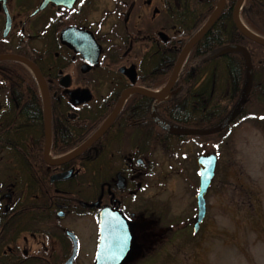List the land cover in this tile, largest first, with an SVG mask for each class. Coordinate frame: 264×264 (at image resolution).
I'll use <instances>...</instances> for the list:
<instances>
[{
  "label": "flooded vegetation",
  "instance_id": "af4514ba",
  "mask_svg": "<svg viewBox=\"0 0 264 264\" xmlns=\"http://www.w3.org/2000/svg\"><path fill=\"white\" fill-rule=\"evenodd\" d=\"M218 1L193 0L213 7ZM237 1L225 0L218 17L228 12L223 19L231 25L217 19L183 52L206 20L191 32L187 0L182 15L178 0H0V264H64L77 221L94 216L97 225L102 208L129 222L128 260L137 242L167 246L172 231L201 239L202 223L193 233L196 204L184 223L173 219L169 199L146 197L173 176L188 183L182 168L190 143L230 150V136L253 124L261 131L251 143L258 151L264 47L237 28ZM237 16L264 38V0H242ZM241 47L259 90L252 85L227 135H172L165 127L206 130L234 110L247 79ZM193 174L198 178L197 169ZM98 200L99 207L88 206ZM95 240L88 263L77 238L71 264H93L98 226Z\"/></svg>",
  "mask_w": 264,
  "mask_h": 264
},
{
  "label": "rangeland",
  "instance_id": "374dc122",
  "mask_svg": "<svg viewBox=\"0 0 264 264\" xmlns=\"http://www.w3.org/2000/svg\"><path fill=\"white\" fill-rule=\"evenodd\" d=\"M260 132L253 124L244 126L230 136L233 137L229 141L230 150L222 147L214 150L209 145L201 148L190 143L183 150L187 162L182 168L188 171V183L181 180L180 186L179 182L174 183L177 177L173 176L163 188L148 192L146 200L163 203L169 199L173 219L182 218L185 223L193 215L197 194L194 158L198 154L217 153L215 177L205 195L207 213L201 239H192L182 229L171 232L167 246L139 241L126 264H264V137L258 135V151L251 149ZM96 227L92 216L77 221L75 230L72 229L81 251L88 249V263L95 249Z\"/></svg>",
  "mask_w": 264,
  "mask_h": 264
},
{
  "label": "water",
  "instance_id": "95a60500",
  "mask_svg": "<svg viewBox=\"0 0 264 264\" xmlns=\"http://www.w3.org/2000/svg\"><path fill=\"white\" fill-rule=\"evenodd\" d=\"M240 1L241 0L237 2L234 9L233 19L235 23L237 24L238 28L245 36L258 42L261 45H264V40L251 35L238 23L235 12L239 7ZM223 5H224V0H220L217 4L216 9L209 16L205 24L188 41L183 52L190 49L200 38H202V36L214 24V22L220 15ZM61 40L67 44L71 43L69 37V31L62 32ZM242 52L246 58V64L248 68L247 84H246V89L242 95V98L238 103L237 107L235 108V110L232 112V114L226 120H224L220 125L210 130L199 131L196 129L166 128L170 133L176 135L212 134L222 130L232 119H234V117L239 113L251 85L252 67L250 63V58L245 49H242ZM113 116H115L114 113L112 114V117ZM107 125L108 124L106 123L99 131H97L94 134L93 139H97L107 128ZM216 161H217L216 156L214 154H208V155L200 154L197 155L195 158V162L198 167V173H199V186L196 194L197 211H196V221L194 223V233L197 231L199 224L202 222L206 212V203L204 197L214 177V169H215ZM88 206L99 207V201H97L93 205H88ZM69 235L72 238L74 247L71 256L64 264H71L77 255L76 238L72 233H70ZM132 248H133V235L128 221L124 218V216L120 212L116 210L111 211L108 208L101 209L98 214V244H97V250L93 264H123L124 261L131 254Z\"/></svg>",
  "mask_w": 264,
  "mask_h": 264
},
{
  "label": "trees",
  "instance_id": "16d2710c",
  "mask_svg": "<svg viewBox=\"0 0 264 264\" xmlns=\"http://www.w3.org/2000/svg\"><path fill=\"white\" fill-rule=\"evenodd\" d=\"M178 1H179V4H177L176 6L179 9V15H182L183 3H181V1H183V0H178ZM187 1H188V4H187L188 15L190 17L188 24L192 28L191 29V32H192L202 24V22L206 19V17L208 16L210 11L212 10L213 6H207L206 4L197 5V4L192 2L193 0H187ZM230 4L226 5L227 10H229ZM246 9L251 10V11L255 12V14H257L258 13L257 11L259 8H253L252 6H249ZM222 15L223 16L218 19L217 24L221 23V24H224L225 26L231 25L229 20L223 19L224 15H227V17H228V12L225 14L222 13ZM246 20H247V18H246ZM251 26L253 27V25H251ZM255 80H257L256 74H254V78H253V88H255V91H256V90H259V87H258V85L255 86ZM241 88H242V86L238 88L237 98L240 95ZM263 88H264V86H263ZM223 120H224V118L221 119V121H223ZM221 121H219V122H221ZM179 138L183 139L185 137L182 138L179 136Z\"/></svg>",
  "mask_w": 264,
  "mask_h": 264
}]
</instances>
